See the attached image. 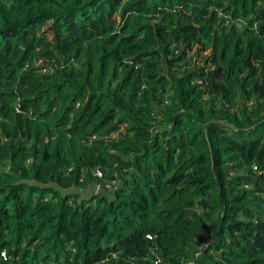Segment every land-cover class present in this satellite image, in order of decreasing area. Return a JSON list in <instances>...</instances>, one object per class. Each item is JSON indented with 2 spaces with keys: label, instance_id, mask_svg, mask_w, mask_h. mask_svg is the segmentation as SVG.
<instances>
[{
  "label": "trees",
  "instance_id": "1",
  "mask_svg": "<svg viewBox=\"0 0 264 264\" xmlns=\"http://www.w3.org/2000/svg\"><path fill=\"white\" fill-rule=\"evenodd\" d=\"M0 253L264 264V0H0Z\"/></svg>",
  "mask_w": 264,
  "mask_h": 264
},
{
  "label": "water",
  "instance_id": "2",
  "mask_svg": "<svg viewBox=\"0 0 264 264\" xmlns=\"http://www.w3.org/2000/svg\"><path fill=\"white\" fill-rule=\"evenodd\" d=\"M121 184L122 182L119 181L118 184L114 186L110 191H107L105 188L99 187L96 184L88 185L87 188H79L75 186H70L69 188H60L58 185L52 183H48L42 186L53 188L57 190L61 195H70V194L79 195L78 201H81L82 199L90 198L93 194L96 193V191L100 192L108 201H111L115 197L114 195L115 189L119 187Z\"/></svg>",
  "mask_w": 264,
  "mask_h": 264
},
{
  "label": "built area",
  "instance_id": "3",
  "mask_svg": "<svg viewBox=\"0 0 264 264\" xmlns=\"http://www.w3.org/2000/svg\"><path fill=\"white\" fill-rule=\"evenodd\" d=\"M91 174H92V176H94L95 178H97V179H101L102 178V171L100 170V169H98L97 167H95V168H93L92 170H91ZM112 184H114L113 182H108L107 183V186H110V185H112ZM145 237L146 238H148V239H151V237H154V235H149V234H146L145 235ZM1 255H3V253H0ZM111 257H113V255L111 256Z\"/></svg>",
  "mask_w": 264,
  "mask_h": 264
},
{
  "label": "rangeland",
  "instance_id": "4",
  "mask_svg": "<svg viewBox=\"0 0 264 264\" xmlns=\"http://www.w3.org/2000/svg\"><path fill=\"white\" fill-rule=\"evenodd\" d=\"M87 188V187H86ZM97 192V191H96ZM79 196V195H78Z\"/></svg>",
  "mask_w": 264,
  "mask_h": 264
}]
</instances>
